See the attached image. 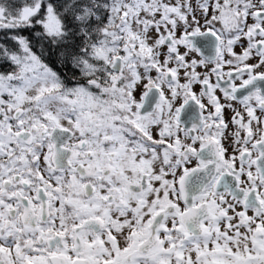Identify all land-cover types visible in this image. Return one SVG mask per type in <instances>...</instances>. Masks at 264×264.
<instances>
[{
	"label": "snow or ice",
	"instance_id": "6c2138e0",
	"mask_svg": "<svg viewBox=\"0 0 264 264\" xmlns=\"http://www.w3.org/2000/svg\"><path fill=\"white\" fill-rule=\"evenodd\" d=\"M0 31V264H264V0H0Z\"/></svg>",
	"mask_w": 264,
	"mask_h": 264
},
{
	"label": "trees",
	"instance_id": "16d2710c",
	"mask_svg": "<svg viewBox=\"0 0 264 264\" xmlns=\"http://www.w3.org/2000/svg\"><path fill=\"white\" fill-rule=\"evenodd\" d=\"M5 35V32L3 31H0V38L4 37ZM63 74L66 75V76H71L72 75V70L70 68H64L62 70Z\"/></svg>",
	"mask_w": 264,
	"mask_h": 264
},
{
	"label": "flooded vegetation",
	"instance_id": "af4514ba",
	"mask_svg": "<svg viewBox=\"0 0 264 264\" xmlns=\"http://www.w3.org/2000/svg\"><path fill=\"white\" fill-rule=\"evenodd\" d=\"M237 51H239V49H237Z\"/></svg>",
	"mask_w": 264,
	"mask_h": 264
}]
</instances>
